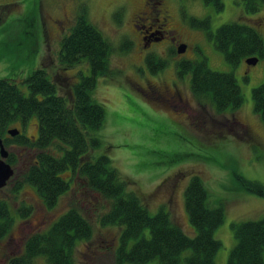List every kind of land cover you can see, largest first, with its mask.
Listing matches in <instances>:
<instances>
[{
  "label": "rangeland",
  "instance_id": "1",
  "mask_svg": "<svg viewBox=\"0 0 264 264\" xmlns=\"http://www.w3.org/2000/svg\"><path fill=\"white\" fill-rule=\"evenodd\" d=\"M145 2L0 0V78L14 80L28 95L27 77L44 68L57 82L59 93L71 98L70 90L80 81V74L91 75L92 71L85 60L73 66L62 65L61 45L86 7L90 21L114 48L110 56L112 72L99 75L93 91V98L104 106L105 119L93 132L101 144L92 152V159L107 155L111 166L127 182L128 190L136 193L150 214L167 209L173 221L191 237L196 230L186 210L185 190L191 178L199 176L208 192V204L225 208L224 221L215 231L222 243L216 264H228L236 244L232 224L264 219V198L243 190L234 175L238 172L264 184V122L253 100V89L264 82V56L255 65L243 59L232 66L216 48L213 37L193 26L190 18L209 17L213 33L225 23L250 24L258 20L264 40V4L258 12L248 13L243 0H223L221 11L203 0H161L160 10L168 14L166 24L150 28L152 22L145 20L141 25L145 24L153 39L165 36L167 28L174 30L176 39L168 36L145 50L140 48L141 40L134 28L138 15L152 14ZM181 45H186L184 53L178 52ZM148 54L164 61L163 69L154 74L145 60ZM202 59L213 70L235 74L244 96L241 107L219 113L208 99L194 95L191 73L181 74L180 63ZM147 83L166 86V100H170L156 97ZM9 128L20 129L30 143L35 142L38 118L33 116L25 123L17 120ZM30 143L6 147L13 154L15 173L0 189V198L8 201L14 225L0 240V264H8L11 257L20 255L29 236L47 230L71 207H77L93 225L91 238L76 242L75 264H117L115 254L122 227L101 224V216L110 209L111 201L90 188L86 178L74 175L70 169L65 171L62 176L71 178L70 188L52 208L30 184L14 192L17 180L41 151ZM58 148L56 142L49 149L61 156L64 150ZM23 205L31 208L24 217ZM189 254L190 250L183 253L182 264H186ZM33 264L49 263L41 256Z\"/></svg>",
  "mask_w": 264,
  "mask_h": 264
},
{
  "label": "trees",
  "instance_id": "2",
  "mask_svg": "<svg viewBox=\"0 0 264 264\" xmlns=\"http://www.w3.org/2000/svg\"><path fill=\"white\" fill-rule=\"evenodd\" d=\"M216 10L224 8L223 0H203ZM248 13L260 10L264 0H243ZM116 15H118L116 13ZM193 26L206 30L213 37L216 48L227 62L236 67L243 59L264 56V40L259 31L260 21L250 24L238 21L221 25L215 33L210 18L191 17ZM112 43L88 18L86 7L75 19L70 33L62 40L60 62L65 66L86 61L91 75L80 74L71 98L59 93L57 82L47 70L38 68L26 79L30 93L25 94L10 78H0V138L7 147L11 143L29 144L22 132L16 138L6 135L12 123L27 122L37 116L39 134L34 144L41 149L36 161L16 182L14 192L25 184L34 186L47 207L58 203L59 197L70 188V179L62 174L71 170L74 175L86 178L90 188L111 201L110 209L101 216V224L122 227L120 243L116 249L117 264H182V255L190 250L186 264H216V254L222 243L215 237L216 229L223 223L225 208L208 204V192L197 175L185 190V205L189 220L196 230L191 237L175 223L170 212L161 208L150 214L135 192L129 191L117 169L112 167L107 155L92 159L91 154L101 140L93 134L105 119V109L93 98L99 75L112 72L110 56ZM146 63L155 74L165 66L159 57L148 54ZM180 73H191V88L198 99H208L219 113L238 109L244 96L233 72H219L209 67L206 59L180 63ZM255 111L264 122V82L253 89ZM20 130V129H19ZM58 142L61 156L50 147ZM68 146V148H67ZM1 157V154H0ZM7 162L14 164L9 153ZM243 190L264 198V184L234 173ZM29 206L23 205L22 217ZM30 211V210H29ZM20 213V214H21ZM14 225L8 201L0 198V240L8 235ZM236 244L229 255L228 264H264V219L232 224ZM93 225L77 207H71L45 231L29 236L23 252L11 257L8 264H33L37 257H45L49 264H75L73 251L78 240H88Z\"/></svg>",
  "mask_w": 264,
  "mask_h": 264
},
{
  "label": "flooded vegetation",
  "instance_id": "3",
  "mask_svg": "<svg viewBox=\"0 0 264 264\" xmlns=\"http://www.w3.org/2000/svg\"><path fill=\"white\" fill-rule=\"evenodd\" d=\"M145 5L149 6L151 9V16H146V13H143V15H138L136 22L134 23V28L137 31L138 37L141 40V45L140 48L141 49H149L153 43H158L161 42L163 40H165L166 38H168V36L170 37L171 40H175V36H174V30L167 28L166 29V35L161 37V38H152L151 35H148V29L145 26V24L141 25V22H144L145 20H150L152 22V24L149 26L150 28H152V26L154 24H158V23H162V24H166V20H168V14L165 10H160V6L162 5L161 0H145ZM145 15V16H144ZM147 88H149V90L151 91V93L156 94L158 98L166 100V96L168 97V92L166 90V86H157V85H152L151 83H147ZM170 100V99H167ZM166 100V101H167Z\"/></svg>",
  "mask_w": 264,
  "mask_h": 264
},
{
  "label": "water",
  "instance_id": "4",
  "mask_svg": "<svg viewBox=\"0 0 264 264\" xmlns=\"http://www.w3.org/2000/svg\"><path fill=\"white\" fill-rule=\"evenodd\" d=\"M185 51H186V45H181L178 49L179 53H184ZM258 61H259V57L257 56L249 57L248 59H246V62L249 65H255L258 63ZM19 132L20 130L18 128H11L8 130V133L11 136H15L19 134ZM0 154H1L0 157V189H1L7 185L8 181H10V179L15 173V170L12 167V165L6 161V159L9 156V151L4 145L2 138H0Z\"/></svg>",
  "mask_w": 264,
  "mask_h": 264
}]
</instances>
